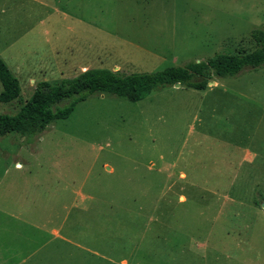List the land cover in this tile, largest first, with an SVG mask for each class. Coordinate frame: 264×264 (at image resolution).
<instances>
[{"label":"rangeland","instance_id":"374dc122","mask_svg":"<svg viewBox=\"0 0 264 264\" xmlns=\"http://www.w3.org/2000/svg\"><path fill=\"white\" fill-rule=\"evenodd\" d=\"M255 29L264 0H0L20 86L0 113L88 68L248 52ZM263 104L261 64L136 101L95 92L40 132L0 134V264H264V147L244 159Z\"/></svg>","mask_w":264,"mask_h":264},{"label":"trees","instance_id":"16d2710c","mask_svg":"<svg viewBox=\"0 0 264 264\" xmlns=\"http://www.w3.org/2000/svg\"><path fill=\"white\" fill-rule=\"evenodd\" d=\"M251 38L256 45L251 51L215 54L183 66H168L158 71L129 74L106 68H88L72 78H64L54 84L38 81L17 113H0V134L14 131L20 135H31L40 132L52 121L66 118L77 102L95 92H108L136 101L156 87L173 85L176 82L195 89H204L213 77L233 76L243 67L256 68L264 64V30H253ZM0 84V102H10L19 96L18 79L1 58Z\"/></svg>","mask_w":264,"mask_h":264},{"label":"crops","instance_id":"0c3cea01","mask_svg":"<svg viewBox=\"0 0 264 264\" xmlns=\"http://www.w3.org/2000/svg\"><path fill=\"white\" fill-rule=\"evenodd\" d=\"M263 106H264V104H263ZM221 113L223 114V115H226L225 113V111H221ZM260 151H257V149H256V151L257 152H255V148L254 149H252L251 150V148H249V146L248 147H245V155H244V159H247L248 161H252L254 158H256V156L258 155V152L260 153V155L263 153L262 151H263V145L262 144H264V140L262 141V139H260Z\"/></svg>","mask_w":264,"mask_h":264},{"label":"water","instance_id":"95a60500","mask_svg":"<svg viewBox=\"0 0 264 264\" xmlns=\"http://www.w3.org/2000/svg\"><path fill=\"white\" fill-rule=\"evenodd\" d=\"M174 85H175V86H179L180 83H179V82H176V83H174ZM261 204H262V206L264 207V203H261Z\"/></svg>","mask_w":264,"mask_h":264}]
</instances>
